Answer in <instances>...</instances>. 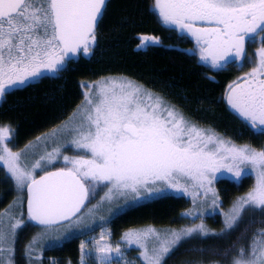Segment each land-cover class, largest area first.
<instances>
[{
  "label": "snow or ice",
  "instance_id": "obj_1",
  "mask_svg": "<svg viewBox=\"0 0 264 264\" xmlns=\"http://www.w3.org/2000/svg\"><path fill=\"white\" fill-rule=\"evenodd\" d=\"M106 5L107 0H0V100L9 90L66 70L80 55L90 56ZM153 8L162 25L195 42L200 61L213 69L243 66L246 43L260 36L262 46L251 71L228 86L225 99L233 112L264 134V0H154ZM158 43L159 38L143 36L138 47ZM82 87L89 89L83 106L62 128L37 137L51 139L55 146L45 148L31 164L24 152L7 147L12 130L0 126V162L17 188L27 189L30 221L45 228L79 223L85 209L94 216L105 203L123 200L116 209L120 212L166 190L191 196L194 205L198 197L212 193L217 205L211 185L222 169L237 179L249 172L255 176L253 188L225 214V229H234L247 208L264 213V149L237 146L199 127L163 97L126 77H105ZM63 148L81 154L62 155ZM61 157L65 167L48 170ZM37 169L43 173L38 178ZM100 188L106 191L88 207ZM9 220L13 222L0 219V253H13L16 230L24 224L14 216ZM216 235L200 223L166 232L131 230L122 240L140 250L145 264H164L182 241ZM104 236L102 230L98 240L81 243V264L93 252L96 264H120L121 244L102 243ZM230 264H264V228L236 248Z\"/></svg>",
  "mask_w": 264,
  "mask_h": 264
},
{
  "label": "trees",
  "instance_id": "obj_2",
  "mask_svg": "<svg viewBox=\"0 0 264 264\" xmlns=\"http://www.w3.org/2000/svg\"><path fill=\"white\" fill-rule=\"evenodd\" d=\"M153 1L110 0L96 29V43L90 56L80 55L68 62L66 70L56 77L9 91L0 101V126L12 130L9 139L12 150L23 148L38 135L55 128L82 101L85 89L82 85L93 84L108 76L129 77L155 89L182 109L189 119L233 141L256 146L263 144L264 134L243 123L226 103L224 92L239 72L234 68L208 69L187 50L190 42L182 41L180 36L162 25L151 8ZM140 34L158 36L161 43L138 48ZM215 185L221 211L203 219L205 227L217 235L182 241L164 264H230L236 248L247 245L253 233L264 228V213L251 208L243 212L234 229L226 230L223 224L222 210L238 196L248 193L252 188L251 176L244 175L238 182L218 178ZM15 195V186L0 166V210ZM95 199L91 197L88 204ZM188 204L186 197L168 194L127 208L109 221L112 238H117L129 227L189 224L192 220L183 213ZM22 211L25 215L24 206ZM26 224L15 240V264H26L24 243L36 225L28 219ZM79 248L77 236H72L44 251L51 264H77ZM225 252L229 254L225 255Z\"/></svg>",
  "mask_w": 264,
  "mask_h": 264
},
{
  "label": "rangeland",
  "instance_id": "obj_3",
  "mask_svg": "<svg viewBox=\"0 0 264 264\" xmlns=\"http://www.w3.org/2000/svg\"><path fill=\"white\" fill-rule=\"evenodd\" d=\"M153 5H154V2L151 4V8L154 10ZM143 36H150V35L149 34H140L138 36V38H139L138 45L140 44V38L143 37ZM151 37L159 38V43L158 44L161 43V38L160 37H158V36H151ZM180 39L182 41H186L187 37L185 35H182V36H180ZM147 46L148 45H146L145 47H138V48L144 49ZM261 46L262 45L260 44V46H257L254 49L252 48V50L248 51V58L247 59L249 60V62H247L245 69H243V71L238 73L237 79L239 78V76L243 77L246 73L251 71V69L253 67V64L255 62V55L254 54L256 53V51ZM247 59H245V61H244L245 63H246ZM61 72H63V70L60 71L59 73H61ZM59 73H48L44 77L38 78L37 80L41 81L44 78L49 79V77H56ZM108 77H125V76H108ZM126 78L143 85L144 88H146V89L154 92L155 94L163 97L155 89H153V88H151V87H149V86H147V85H145L143 83H140V82H138V81H136L134 79H131L129 77H126ZM237 79H235V81ZM37 80L31 81L30 83H32V82L34 83ZM233 82L234 81L230 82V84H232ZM86 91H89V89L85 88L84 89V93ZM227 92H228V88L224 92L225 96H226ZM163 98L168 104L173 105L171 102L168 101L167 98H165V97H163ZM83 101H84V95H83L82 101H80L76 105L75 109H73L72 112L67 117H65V119L63 121H61L53 129L62 128V126L66 122L69 121V117H71L74 112H77L78 109L83 106ZM226 103H227V101H226ZM175 108L179 112L182 111V109H179L176 106H175ZM234 114L239 119H241L242 122L244 121L235 112H234ZM184 117H186L192 123L197 124L201 128L211 129L208 126H205V125L203 126L201 124L196 123L195 121L189 119L185 115H184ZM53 129L50 130V131L44 132L43 134L38 135L37 137H42L43 138V137H45L46 134L52 133ZM255 131H257V130H255ZM216 133L219 136H221L222 138L232 141L237 146H245V145H247V146H251L253 149H256V150L264 149V142H263V144L256 146V145H251L250 143H247L245 141L236 142V141H233V140L225 137L224 135H222V134H220L218 132H216ZM5 143L7 144V147L10 148L9 139L7 141H5ZM31 145H35V146L34 147H29ZM54 146H55V144L52 142L51 139H48L47 141H45L44 139H41L40 141H37V138H36V139L32 140L30 143H28L26 146H24L23 148H20L19 150H12L11 148L10 149L13 152H24L25 155L27 156V162L29 164H31L34 161V159L38 158L39 155L44 152L45 148H47L48 151H51L52 147H54ZM80 154L81 153H78L77 151H75L72 148H63L62 149V155L75 156V155H80ZM0 166L4 168L7 176L11 179V181H12V183L15 186V189H16V195L12 199V201L9 204H7L6 207H4L2 210H0V219H3L5 224L13 222V221L9 220L10 216H14L17 219H22L24 221L23 226L16 230L14 241L12 243V247L14 249L13 253L9 254L7 251H5L3 253H0V261H2L3 264H8L9 260H11V264H15V262H16V258H15L16 242H15V240H16L17 237H19L18 234L20 232V229L21 228H25L27 226V224H26L27 223V219H26V217H25V215L23 214V211H22V207L24 206L25 189L21 190V189L17 188V186L15 184V181L11 178L10 174L6 171V169H5V167H4L2 162H0ZM56 167H59V168L60 167H65V164L63 162L62 157H61V159L57 160L53 165L49 166L48 169L56 168ZM221 172L223 173V175L220 172L215 174L217 179L218 178H228V179L233 180L235 182H238L240 180V178L239 179L235 178L234 173L228 172L226 169H222ZM40 173H41V171L39 169H37L36 175H38ZM246 175H249V176L252 177V188H253V186L255 184V176H254V174L249 172ZM217 179L213 180V183H212L211 187L214 189L215 193L218 196V192H217L216 185H215V182H216ZM104 191H106V189H103V188L97 189L96 194L93 196L96 199L94 201H92L90 204H88V207H92L93 205L97 204L98 201L100 200V197L104 194ZM190 191H191V189H190ZM168 194H173V195H176V196H184V197H186L189 200V204H188L187 208L183 211V213L185 214V213H188L190 211H192L194 213H198V215H192V216H187L186 215L187 219L189 218V221L192 220V222H190L189 224L185 223V224L180 225V226L179 225L178 226H173V225L172 226H169V225H166V226L143 225V226H138V227H129V228L123 229L119 233L118 237L113 239L112 238V234L110 232V228H109V221L111 220L112 217H114L116 214L119 213V212L116 211V209H118L124 203V201L120 200L119 202H113L111 205L105 203L99 209L96 210V214L94 216H89L87 214V209H85L84 210V212H85L84 218L79 223H71L70 224L69 222L64 221V222H62L60 224L51 225L48 228H45L44 226L39 225V224L33 226L31 232L27 235V237L29 239L28 240L26 239L25 240L26 242L24 243L23 253L25 255L26 264H49V263L51 264V261L49 260V258H47L48 255L45 254V251H44L45 248L50 247L52 245L59 244L62 241L68 240L72 236H77V239L79 240V247H80L82 242H93V241L98 240L100 238V234H101L102 230L105 233L104 241H102V243L110 242L113 245H115L117 243L121 244V246L123 248V251H124V256H123V259L120 261V264H145V261L140 256V250H138L135 245L128 246L127 244H125L123 242L122 237L124 236V233L129 232L131 230H143V229H147V228H154V229H156V230H158L160 232H166L168 230H179L181 228L192 226L193 224H200V223H202L201 222L202 220H203V224H204V219L203 218L206 215L213 214L214 212H217L218 210H220V208L218 207L219 202H220L219 196H218L217 205H213L212 204V193H208L207 197H198L196 205L193 204L191 196L184 195L183 193L176 192L175 190H166V191H164L163 193H161L159 195L153 196L151 198H146V199L140 201L139 203L146 202V201H149V200H152V199H155L157 197L164 196V195H168ZM245 195L238 196L235 200H233V202L230 204V206L227 209L222 210L221 216L223 218V224L224 225H225V219H226L225 214L229 213L230 210L232 209L234 203L240 197H243ZM197 205H199V207H197ZM120 212H122V211H120ZM101 216L104 217L103 220L100 219ZM34 240H35V242H33ZM29 246H31V247H29ZM95 246H96L95 244L89 243V247L90 248L91 247H95ZM95 256H96V253H94V252L91 255L87 256L85 258V264H88V263L96 264ZM77 264H81V248H79V258H78V263Z\"/></svg>",
  "mask_w": 264,
  "mask_h": 264
},
{
  "label": "flooded vegetation",
  "instance_id": "obj_4",
  "mask_svg": "<svg viewBox=\"0 0 264 264\" xmlns=\"http://www.w3.org/2000/svg\"><path fill=\"white\" fill-rule=\"evenodd\" d=\"M166 27V26H165ZM168 30H170V31H172V32H174L176 35H178V36H182V34H180L178 31H175V30H172L171 28H169V27H166ZM187 37V36H186ZM255 43H246V45H245V48H246V52H247V58H248V51H250V50H252V48L254 49V48H256L257 46H260V36H256L255 37ZM186 42H190L191 43V46H189L188 48H187V50H189L190 51V53L191 54H193L197 59H199V53H198V50H197V48H196V45H195V42L193 41V40H191L189 37H187V40H186ZM196 48V49H195ZM246 58V59H247ZM200 60V59H199ZM247 62H249V60L247 59V61H246V63L244 62V64H243V66H240V65H238V64H228L227 66H225L224 68H222V69H213V68H211L209 65H207V64H205V63H203L204 65H206L207 66V68L208 69H212V70H215V71H221V70H224V69H227V68H234L237 72H241V71H243V69H245V67H246V64H247ZM240 77V76H239ZM37 81H39V80H37Z\"/></svg>",
  "mask_w": 264,
  "mask_h": 264
},
{
  "label": "water",
  "instance_id": "obj_5",
  "mask_svg": "<svg viewBox=\"0 0 264 264\" xmlns=\"http://www.w3.org/2000/svg\"><path fill=\"white\" fill-rule=\"evenodd\" d=\"M110 0H107V3L109 2ZM107 6V5H106ZM57 168H59V167H56V168H52V169H49L50 171L51 170H55V169H57ZM43 173H41V174H39L38 176H37V178L40 176V175H42ZM27 200H28V193H27V189L25 188V200H24V206H25V212H26V215H27V217H28V205H27ZM33 224H37V223H35L34 221H31Z\"/></svg>",
  "mask_w": 264,
  "mask_h": 264
}]
</instances>
